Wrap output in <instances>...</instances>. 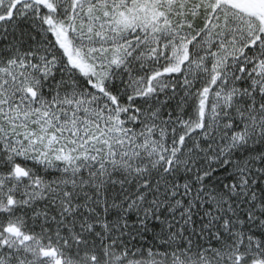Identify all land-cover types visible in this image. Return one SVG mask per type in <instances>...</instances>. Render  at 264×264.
Returning <instances> with one entry per match:
<instances>
[{
    "label": "snow or ice",
    "instance_id": "6c2138e0",
    "mask_svg": "<svg viewBox=\"0 0 264 264\" xmlns=\"http://www.w3.org/2000/svg\"><path fill=\"white\" fill-rule=\"evenodd\" d=\"M0 264H264V0H0Z\"/></svg>",
    "mask_w": 264,
    "mask_h": 264
}]
</instances>
